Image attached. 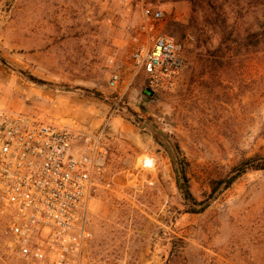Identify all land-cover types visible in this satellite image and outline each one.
Wrapping results in <instances>:
<instances>
[{
	"label": "rangeland",
	"instance_id": "rangeland-1",
	"mask_svg": "<svg viewBox=\"0 0 264 264\" xmlns=\"http://www.w3.org/2000/svg\"><path fill=\"white\" fill-rule=\"evenodd\" d=\"M154 1L185 68L155 91L140 74L123 93L108 80L130 74L140 11L126 15L124 0H0V105L104 129L114 184L90 202L83 264H264V169L227 186L241 161L264 158V0ZM181 162L195 202L178 188ZM0 264H29L2 207Z\"/></svg>",
	"mask_w": 264,
	"mask_h": 264
},
{
	"label": "built area",
	"instance_id": "built-area-1",
	"mask_svg": "<svg viewBox=\"0 0 264 264\" xmlns=\"http://www.w3.org/2000/svg\"><path fill=\"white\" fill-rule=\"evenodd\" d=\"M123 4L126 15L138 10L142 21L128 45L130 74L114 71L108 85L125 93L140 74L153 91L173 84L185 49L160 31L161 3ZM110 150L104 129L61 126L0 105V207L10 245L29 264H83L93 238L90 202L114 184Z\"/></svg>",
	"mask_w": 264,
	"mask_h": 264
},
{
	"label": "trees",
	"instance_id": "trees-1",
	"mask_svg": "<svg viewBox=\"0 0 264 264\" xmlns=\"http://www.w3.org/2000/svg\"><path fill=\"white\" fill-rule=\"evenodd\" d=\"M256 35H264V27H263V30H261L259 33H256ZM251 169H264V158L257 159V158L251 157V158L241 161V163L238 165L237 173L228 181L227 186H229L236 177H238L239 175ZM175 170L178 174L177 185L184 199L187 201L195 202L196 200L192 194L189 183L187 181L183 163L181 162V170L178 167L177 168L175 167ZM204 209H205V206L200 207V208H193V210L191 211L201 212Z\"/></svg>",
	"mask_w": 264,
	"mask_h": 264
},
{
	"label": "water",
	"instance_id": "water-1",
	"mask_svg": "<svg viewBox=\"0 0 264 264\" xmlns=\"http://www.w3.org/2000/svg\"><path fill=\"white\" fill-rule=\"evenodd\" d=\"M144 127L149 128V129L153 130L154 132L158 133V131H157L156 129H154V128L148 123V121L145 122Z\"/></svg>",
	"mask_w": 264,
	"mask_h": 264
},
{
	"label": "crops",
	"instance_id": "crops-1",
	"mask_svg": "<svg viewBox=\"0 0 264 264\" xmlns=\"http://www.w3.org/2000/svg\"><path fill=\"white\" fill-rule=\"evenodd\" d=\"M128 68H131V66L129 65Z\"/></svg>",
	"mask_w": 264,
	"mask_h": 264
}]
</instances>
